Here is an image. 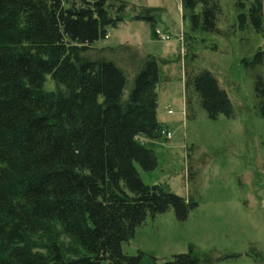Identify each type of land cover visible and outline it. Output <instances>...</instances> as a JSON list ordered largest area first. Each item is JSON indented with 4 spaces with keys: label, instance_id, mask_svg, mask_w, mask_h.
<instances>
[{
    "label": "trees",
    "instance_id": "trees-1",
    "mask_svg": "<svg viewBox=\"0 0 264 264\" xmlns=\"http://www.w3.org/2000/svg\"><path fill=\"white\" fill-rule=\"evenodd\" d=\"M246 3L249 25L263 28V0ZM194 31L221 34L219 0H182ZM127 0H0V208L19 230H36L56 219L83 248L67 259L55 243L48 256L19 248L0 252V264H141L145 252L124 251L136 228L150 215L172 210L185 221L199 206L162 185L147 184L144 171L158 165L140 134L157 139L160 80L150 55L130 82L114 60L85 53L124 22ZM150 12L133 19L155 25ZM264 64V50L253 58ZM50 77L57 85L46 91ZM187 88L212 120L237 117L227 91L209 69L191 71ZM264 97V79L255 76ZM196 173L190 174L193 179ZM14 227V228H15ZM2 232V231H1ZM187 253L151 264H210L237 258Z\"/></svg>",
    "mask_w": 264,
    "mask_h": 264
},
{
    "label": "rangeland",
    "instance_id": "rangeland-1",
    "mask_svg": "<svg viewBox=\"0 0 264 264\" xmlns=\"http://www.w3.org/2000/svg\"><path fill=\"white\" fill-rule=\"evenodd\" d=\"M208 1L196 0L194 12L200 13ZM127 3L124 22L85 55L114 60L130 82L148 56L158 58L157 118L163 133L157 139L138 137L154 150L158 165L152 171L137 167L145 183L195 197L199 206L185 221H178L172 210L149 215L124 244V251L136 255L142 250L141 264H151L154 257L169 260L193 245L202 257L238 255L210 264H264V97L255 92V76L264 79V64L253 63L256 53L264 50V13L263 28L255 30L249 25L246 3L219 0L222 33L218 35L194 31L182 0ZM149 8L156 16L155 25L133 19ZM198 69L215 74L233 102L236 118L210 119L187 88L189 74ZM56 88L48 76L44 89ZM189 172L196 173L193 179ZM3 211L0 208L1 253L22 248L48 256L56 243L67 259L84 254L56 219L36 230H19L7 222Z\"/></svg>",
    "mask_w": 264,
    "mask_h": 264
},
{
    "label": "crops",
    "instance_id": "crops-1",
    "mask_svg": "<svg viewBox=\"0 0 264 264\" xmlns=\"http://www.w3.org/2000/svg\"><path fill=\"white\" fill-rule=\"evenodd\" d=\"M263 13H264V0H263Z\"/></svg>",
    "mask_w": 264,
    "mask_h": 264
},
{
    "label": "built area",
    "instance_id": "built-area-1",
    "mask_svg": "<svg viewBox=\"0 0 264 264\" xmlns=\"http://www.w3.org/2000/svg\"><path fill=\"white\" fill-rule=\"evenodd\" d=\"M159 34H161L160 30L158 31ZM169 134V133H168Z\"/></svg>",
    "mask_w": 264,
    "mask_h": 264
}]
</instances>
